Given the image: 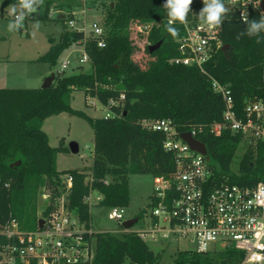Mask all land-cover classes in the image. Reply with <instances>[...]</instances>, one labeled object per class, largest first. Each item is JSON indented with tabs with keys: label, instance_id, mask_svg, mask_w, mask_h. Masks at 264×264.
I'll list each match as a JSON object with an SVG mask.
<instances>
[{
	"label": "trees",
	"instance_id": "trees-1",
	"mask_svg": "<svg viewBox=\"0 0 264 264\" xmlns=\"http://www.w3.org/2000/svg\"><path fill=\"white\" fill-rule=\"evenodd\" d=\"M96 1L103 12L105 47L98 48L95 39L68 30L66 20L56 18L62 25L59 41L49 40L48 50L38 59L54 67L67 47L79 43L89 59L90 72L53 75L48 88H0V229L15 221L20 232L36 230L39 220H35L31 203L44 190L50 196L44 215L53 211V202L64 193L65 208L90 229V205L86 201L90 191L102 196L99 207L123 208L129 201V175H171L174 160L163 150L164 136L143 128V120L170 119L179 133L195 128L196 139L206 148L214 183L227 179L252 187L264 182V144L246 145L236 169H232L241 135L224 131L220 137H213L209 131L213 124L222 122L221 97L212 91L207 75L170 62L178 57L175 40L181 36V29L173 25L178 30L175 37L167 31L170 17L164 7L166 0ZM19 4L20 0L1 1L2 7ZM53 6L54 0H31L34 11L24 8L25 22L49 21ZM260 19V15H253L248 21ZM145 26L146 31H139ZM246 28V22L223 20L220 39L228 48L218 50L205 65L210 77L230 89L238 115L248 102L264 104V31L237 39ZM159 41V49L149 53L148 47ZM76 90L83 91L86 99L95 98L112 116L91 118L72 109L71 95ZM110 101L116 105H109ZM61 113L86 121L92 129L88 174L56 168L57 154L68 150L51 147L42 126L47 118ZM65 175L72 177L68 190L62 184ZM87 237L95 241L90 264H161V255L149 250L138 232H92ZM13 241L0 234V252ZM242 258L243 253L231 247L208 253L179 250L170 264H238Z\"/></svg>",
	"mask_w": 264,
	"mask_h": 264
},
{
	"label": "built area",
	"instance_id": "built-area-1",
	"mask_svg": "<svg viewBox=\"0 0 264 264\" xmlns=\"http://www.w3.org/2000/svg\"><path fill=\"white\" fill-rule=\"evenodd\" d=\"M263 0H223L228 9L223 20L245 23L253 15L264 18L261 10ZM205 6V0H192L187 13L186 23L178 20L181 36L177 44L178 57L170 62L176 65L193 67L207 75L212 91L219 95L224 103L222 122L213 124L209 131L213 137H220L224 131L240 134L242 143L255 146L264 144V104L248 102L241 115L235 111L231 91L216 79L210 77L205 65L223 48L220 39L221 24L211 26L202 23L199 12ZM246 13L247 15H242ZM16 16L14 18L16 19ZM169 25L170 19L167 20ZM67 25L73 28V21ZM148 26L140 28L146 31ZM78 31V30H77ZM88 37L96 40L98 48L105 47V32L97 24L92 25ZM264 56V48L262 50ZM89 62L83 51L80 64ZM68 66V61L61 64V70ZM264 81V67L262 71ZM123 99V96H120ZM97 100L87 98V101ZM109 105H116L110 101ZM104 118L111 113L104 109ZM143 128L159 132L164 136L163 150L170 153L174 160V172L168 177H155L153 191L150 196L151 212L148 228L139 231L140 237L169 241L180 239L185 241L189 249L196 253H208L217 249L234 248L243 253L238 264H261L264 262V182L252 187L239 186L227 179L214 183L208 159L192 151L180 139L181 133H189L196 139L197 131L191 128L186 132H178L177 125L170 119L141 122ZM197 140V139H196ZM65 190L72 187V177H62ZM105 185L108 181L105 180ZM102 196L90 191L86 201L90 206H98ZM108 220L122 224L123 208L106 210ZM64 201L58 210L52 211L43 220L41 228L33 232L23 233L18 230L17 223L11 221L0 234L14 240L2 248L7 254L3 264H90L93 255L91 243L92 229H85L78 218L73 216Z\"/></svg>",
	"mask_w": 264,
	"mask_h": 264
},
{
	"label": "rangeland",
	"instance_id": "rangeland-1",
	"mask_svg": "<svg viewBox=\"0 0 264 264\" xmlns=\"http://www.w3.org/2000/svg\"><path fill=\"white\" fill-rule=\"evenodd\" d=\"M0 0V88L3 89H39L44 81L51 75L71 76L79 72H90V63H79L84 51L79 43H72L58 57L54 67L38 59L48 50L49 40L54 43L59 41L62 25L56 20L58 14H62L66 20L65 26L70 31H81L89 36L92 25L102 27L103 12L96 0H54V6L49 12V21L25 22V10L15 6L16 13L10 14L13 6L2 7ZM23 14L20 20L21 27H9L15 24V15ZM73 21V28L67 25ZM104 30V29H103ZM68 61V66L61 70V64ZM70 106L76 111L84 112L91 118H104L106 112L96 101L87 99L83 91L76 90L71 95ZM42 130L48 137L51 147L67 149L68 152H60L56 157L58 171L78 170L88 174L92 164L93 132L88 123L68 113L47 118ZM74 143L78 151L72 154L69 144ZM245 143H241L234 155L232 169H236L238 160L245 150ZM129 189V201L127 207H123V221L137 218L138 222L130 229L135 232L148 228V219L151 212L150 196L153 191L155 177L152 175L131 174L127 178ZM42 192V191H41ZM39 193L32 201L35 220H45L49 214L44 211L49 205V191ZM66 194L62 193L53 202V212L65 201ZM90 229L97 233L109 232L115 235L122 233L121 224L108 220L107 211L99 206H90ZM75 216V215H73ZM35 230L22 231L23 233ZM149 250L161 255V264H170L177 251L189 249L190 246L183 240L162 241L153 240L150 236H143ZM95 241L91 243V252L94 254ZM7 261V254L0 252V264ZM261 264H264L262 262Z\"/></svg>",
	"mask_w": 264,
	"mask_h": 264
},
{
	"label": "clouds",
	"instance_id": "clouds-1",
	"mask_svg": "<svg viewBox=\"0 0 264 264\" xmlns=\"http://www.w3.org/2000/svg\"><path fill=\"white\" fill-rule=\"evenodd\" d=\"M192 0H166L164 7L168 9V16L170 17V23L167 27V31L171 33L174 37L178 35V30L172 26V23L179 21L181 23H186L187 13L190 10V5ZM31 0H20L19 7L28 9L29 11H34L30 7ZM17 9L13 6L10 10V14L16 13ZM228 9L225 7L223 0H205V6L199 12V19L202 23L209 24L213 27L221 24L223 14L226 13ZM242 15H247L242 13ZM23 19V14L16 16L15 24H10L9 27H21L20 20ZM247 28L238 33L237 39L241 36L247 35L249 37L254 34L264 31V18L259 21H245ZM257 43L260 42V37H257Z\"/></svg>",
	"mask_w": 264,
	"mask_h": 264
},
{
	"label": "water",
	"instance_id": "water-1",
	"mask_svg": "<svg viewBox=\"0 0 264 264\" xmlns=\"http://www.w3.org/2000/svg\"><path fill=\"white\" fill-rule=\"evenodd\" d=\"M261 10L264 13V0L262 1V4H261ZM57 18H61L62 19L63 16L61 15V16H58ZM161 43L162 42L159 41L157 44H155L153 46H149L148 47L149 53H153L154 51L158 50L160 45H161ZM227 48H228V46H224L222 49L225 50ZM52 81H53V75H51L49 78H47L44 81V83H43L41 88L50 87V85L52 84ZM180 139L184 143H186L192 151L197 152V153L203 155L206 159H208L207 151H206L205 146L200 141L192 138L189 133H181L180 134ZM68 148H69L70 153H72V154H76L77 151H78V148H77V146L74 143L69 144ZM137 222H138V218H133V219H130V220H126V221H124L121 224V227L124 230H130ZM42 225H43V220H39L38 221V228H41Z\"/></svg>",
	"mask_w": 264,
	"mask_h": 264
},
{
	"label": "crops",
	"instance_id": "crops-1",
	"mask_svg": "<svg viewBox=\"0 0 264 264\" xmlns=\"http://www.w3.org/2000/svg\"><path fill=\"white\" fill-rule=\"evenodd\" d=\"M62 14H58L57 16H61Z\"/></svg>",
	"mask_w": 264,
	"mask_h": 264
}]
</instances>
